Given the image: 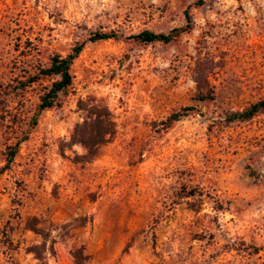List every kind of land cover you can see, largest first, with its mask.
<instances>
[{
  "label": "rangeland",
  "instance_id": "obj_1",
  "mask_svg": "<svg viewBox=\"0 0 264 264\" xmlns=\"http://www.w3.org/2000/svg\"><path fill=\"white\" fill-rule=\"evenodd\" d=\"M81 44L33 126L52 80L19 82ZM262 100L264 0H0V264H264V113L228 122ZM106 110L108 141L73 143Z\"/></svg>",
  "mask_w": 264,
  "mask_h": 264
},
{
  "label": "trees",
  "instance_id": "obj_2",
  "mask_svg": "<svg viewBox=\"0 0 264 264\" xmlns=\"http://www.w3.org/2000/svg\"><path fill=\"white\" fill-rule=\"evenodd\" d=\"M111 39H119V35L116 32L99 31L94 33L91 38L93 42L107 41ZM133 39L144 45H150L156 42L170 44L173 41V35L171 33H156L146 30L133 36ZM83 49L84 45L81 44L75 47L73 52L67 56H62L61 54L50 56L47 64L39 65L35 72H28L25 80L19 82V89L24 91L41 80H52L51 85L47 87L45 92L40 96V102L37 105L36 112L31 118V124L33 126L38 124L39 117L44 111L60 105L61 95L73 85L72 67ZM210 99L213 98L207 95L200 96L199 98L201 102ZM95 110L96 108L91 110V112L93 113ZM193 112L201 113L196 107L184 108L181 111L172 113L162 124L165 129H169L175 123L181 121ZM260 113H264V100L254 103L242 111L230 113L228 116V122H247L258 116ZM109 115L108 111L105 112L104 115H101V112H99V114L97 113V118L95 120H85V122L77 124L73 134V143L82 145L89 152H92L96 146L106 143L108 141V136L113 133ZM102 117L104 118L101 119ZM16 153L15 150L10 153V158L7 160V169L14 161Z\"/></svg>",
  "mask_w": 264,
  "mask_h": 264
}]
</instances>
